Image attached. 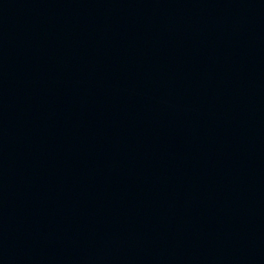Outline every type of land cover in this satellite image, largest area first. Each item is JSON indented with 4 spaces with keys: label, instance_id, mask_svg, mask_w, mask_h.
Segmentation results:
<instances>
[{
    "label": "water",
    "instance_id": "1",
    "mask_svg": "<svg viewBox=\"0 0 264 264\" xmlns=\"http://www.w3.org/2000/svg\"><path fill=\"white\" fill-rule=\"evenodd\" d=\"M0 264H264V0H0Z\"/></svg>",
    "mask_w": 264,
    "mask_h": 264
}]
</instances>
